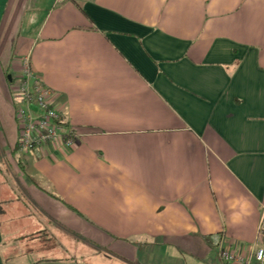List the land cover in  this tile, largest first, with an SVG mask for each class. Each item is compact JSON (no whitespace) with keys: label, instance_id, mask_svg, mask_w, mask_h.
Wrapping results in <instances>:
<instances>
[{"label":"crops","instance_id":"0c3cea01","mask_svg":"<svg viewBox=\"0 0 264 264\" xmlns=\"http://www.w3.org/2000/svg\"><path fill=\"white\" fill-rule=\"evenodd\" d=\"M24 59L71 146L18 151ZM263 209L264 0H0V264H227Z\"/></svg>","mask_w":264,"mask_h":264},{"label":"built area","instance_id":"2783aa9c","mask_svg":"<svg viewBox=\"0 0 264 264\" xmlns=\"http://www.w3.org/2000/svg\"><path fill=\"white\" fill-rule=\"evenodd\" d=\"M27 62V59L21 62V74L16 82L13 100L14 114L19 127L18 151L26 153L29 150H40L50 144L59 143L71 146L73 144L71 131L65 130L61 112L54 108L49 100L51 90L33 75ZM257 229L258 236L264 233V209L260 214ZM213 239V244L218 247V256L227 264L230 262L250 264L252 257L259 263L264 261L263 247H257L253 254L242 257L225 247L223 235L217 234Z\"/></svg>","mask_w":264,"mask_h":264},{"label":"rangeland","instance_id":"374dc122","mask_svg":"<svg viewBox=\"0 0 264 264\" xmlns=\"http://www.w3.org/2000/svg\"><path fill=\"white\" fill-rule=\"evenodd\" d=\"M48 236V235H47ZM63 238V237H62ZM51 240L53 239V238H50ZM57 239H59V238H57ZM52 242H53V240H52ZM56 242V241H55ZM65 242V241H64ZM55 246H57V245H55ZM70 246H72V245H70ZM60 248H58V247H56V249H55V251L53 252V254L52 255H54V254H56V255H59V256H61V255H63V253L64 252H62V250H59ZM69 250H70V252H68V253H70V254H74V255H79V248H78V246L77 247H75V245H73L71 248H69ZM89 251V250H88ZM66 255H68V254H66Z\"/></svg>","mask_w":264,"mask_h":264}]
</instances>
